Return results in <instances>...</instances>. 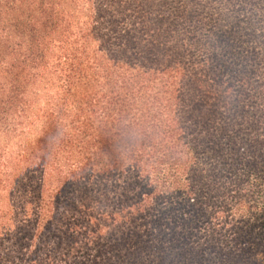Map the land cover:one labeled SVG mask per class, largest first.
I'll return each instance as SVG.
<instances>
[{
	"label": "trees",
	"instance_id": "1",
	"mask_svg": "<svg viewBox=\"0 0 264 264\" xmlns=\"http://www.w3.org/2000/svg\"><path fill=\"white\" fill-rule=\"evenodd\" d=\"M0 264H264V0H0Z\"/></svg>",
	"mask_w": 264,
	"mask_h": 264
}]
</instances>
